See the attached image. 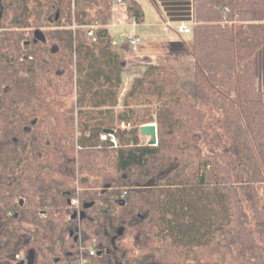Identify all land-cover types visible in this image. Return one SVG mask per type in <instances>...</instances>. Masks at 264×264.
Returning a JSON list of instances; mask_svg holds the SVG:
<instances>
[{
	"label": "trees",
	"instance_id": "obj_1",
	"mask_svg": "<svg viewBox=\"0 0 264 264\" xmlns=\"http://www.w3.org/2000/svg\"><path fill=\"white\" fill-rule=\"evenodd\" d=\"M159 1L170 21L192 22L186 54L146 65L120 104L126 65L108 28L114 0H0L29 30L0 25V144L13 136L0 156V208L9 213L0 264H19L21 251H34L36 264H78L91 249L89 264H264V0ZM126 9L145 20L138 0ZM51 10L53 26L42 29ZM94 25L92 37L81 29ZM46 56L52 71L43 77L36 68ZM59 65L75 84L63 96L76 103L60 101ZM34 113V132L55 119L58 150L42 147L41 158L29 136ZM149 123L155 146L141 142ZM87 197L80 216L71 201ZM112 227L123 230L113 245ZM141 234L140 247L122 240Z\"/></svg>",
	"mask_w": 264,
	"mask_h": 264
},
{
	"label": "rangeland",
	"instance_id": "obj_2",
	"mask_svg": "<svg viewBox=\"0 0 264 264\" xmlns=\"http://www.w3.org/2000/svg\"><path fill=\"white\" fill-rule=\"evenodd\" d=\"M115 1V0H114ZM126 1V0H125ZM142 5L145 7L144 8V11H146V15H145V22L146 23H150V20H152L154 18V16H156L157 13L155 12H152L149 10L150 6H155V3L153 0H139ZM140 3V4H141ZM158 4V2H157ZM113 5H114V2H113ZM115 6V5H114ZM113 6V7H114ZM120 5H116L115 7H119ZM159 7V5H158ZM121 9H124L125 7L121 6L119 7ZM153 8V7H152ZM53 12L54 10H51V11H47L45 13V15L43 16L42 18V21H43V24L45 25L44 28L42 29H45L46 27L47 28H51V26H53ZM18 13L17 10H15L14 8H11V9H5V10H2L0 11V25L1 26H4V27H12L13 29H20V30H25V32L27 33L26 36H28V32L29 30L26 31V29L24 27H22L21 24L17 23L14 21V17H15V14ZM55 13V12H54ZM116 16H117V13H115ZM160 17L161 19L164 21V23H167L168 22V19L161 13L160 11ZM122 17V16H121ZM159 17V18H160ZM123 18L125 19V24L122 25L121 27L119 28H113L112 32L114 33V36L116 38V40L118 41V43L123 47H125V45H128L129 44V38L128 37H121V33H125V36H128L129 34H131L133 32V29L132 27L129 25L130 23V20L128 18V16L125 14L123 16ZM166 18V19H165ZM97 28L96 25L90 27V26H86V27H82L81 29L82 30H86V31H91V33L94 32V30ZM36 29H34L35 31ZM157 31L154 32L152 29H151V26L148 27V29L145 27V30L144 29H140L138 30V34H139V37H140V41L141 42H144L146 40L150 41L151 39H158L160 38L161 40L165 41L167 39H164L167 37V35H170V32H169V27L166 25H161L159 27H157L156 29ZM172 32V30H170ZM155 33V34H154ZM89 36L92 37V34L90 35L89 33ZM43 36L40 34V39L39 37H36L37 40H41ZM184 39L186 40H189L191 38L190 35H183ZM33 38V37H32ZM38 42V41H37ZM164 43V42H163ZM37 44V43H36ZM46 45L47 47L50 49V51L53 49L55 51L58 50L57 46L55 44H50L49 41L46 42ZM141 44H138L136 46V48H140ZM113 49L116 50L117 52H121L117 47H115L113 45ZM124 49V48H123ZM133 48L131 47V49L129 48L128 50H132ZM133 51V50H132ZM124 57V55H123ZM159 58V57H158ZM157 58V59H158ZM156 59V61H157ZM155 63V62H154ZM148 59H145V60H136V61H129L128 64H126V73L124 75V84L121 88V93H120V96H119V101H120V104L122 102V98L125 94V91L129 88L130 84H131V81H132V78L135 76L136 73L140 72L141 70H143V68L148 65ZM36 71L38 72L39 75L43 76V77H47V76H50V73L52 71V61L50 59V56H46L44 57L39 66L36 68ZM56 74H58V78L57 80L59 81L58 83L60 84V92L62 93V99L60 100L61 102H66V103H71L73 102V97L71 98H67V97H64L66 95L67 92H69V90L71 88H75V84H74V80H72L70 78V72L65 68L63 67L62 65H59L58 68H56ZM21 75H26L25 73H21ZM258 76H259V84H260V88L263 92V95H264V49H262L260 52H259V55H258ZM2 88H5V89H10V86L7 85L6 83H2L1 85ZM64 95V96H63ZM76 98L74 97V102L73 103H76ZM75 105V104H74ZM121 109V106H118L117 110H120ZM34 111L32 110H23V113L26 114V115H31L33 114ZM66 113H71L70 109H67ZM35 115V118L33 119L34 120V123L29 126V131H31V133L29 134V136L31 138H36L35 141H36V150H35V155L39 158L42 157V154H43V151L41 150L42 147H48L50 150H53V151H57L58 150V146L54 143H52L49 139V132L51 131V129L54 127L55 125V119H54V116H48L47 117V122L46 123H43L41 127L43 128H39L40 131L39 132H34L32 131V129L34 130V125L38 124V121L41 119L40 116H38L36 113H34ZM9 118H12L11 115L9 116ZM75 118L77 120V115H76V112H75ZM122 127L123 128H127L128 125L127 124H122ZM33 133L35 134L33 136ZM40 135L41 136V139L39 140V138L36 137V135ZM105 136V138L103 137ZM13 136H9V139L7 142L5 143H1L0 144V154L4 151L7 150V144L12 140ZM101 138L103 140H106L108 137L106 135H102ZM148 137L147 136H144L143 134L141 135V142L144 143V144H148ZM110 140L112 141V143L114 144V146L116 147L117 146V140L114 136H110ZM1 156V155H0ZM0 160H1V157H0ZM72 162L73 160L71 158H67L65 155L62 154V162H61V169L66 173V174H71L73 172V167H72ZM86 201V206L87 205H90L92 204L91 201H93L91 198L87 197L86 199L83 200V202ZM82 202H80L77 198L75 199L74 201V205L79 208V207H83V204L81 205ZM91 206V205H90ZM87 209V207H86ZM26 226L30 227V225L28 224H25ZM122 234H123V230L121 233L118 234V237L116 238H119V237H122ZM113 235H116V231H113ZM148 239V236L145 235V234H141L140 236L138 235H135V236H123L122 240L123 242H128L131 246L133 247H140L142 246L146 240Z\"/></svg>",
	"mask_w": 264,
	"mask_h": 264
},
{
	"label": "crops",
	"instance_id": "obj_3",
	"mask_svg": "<svg viewBox=\"0 0 264 264\" xmlns=\"http://www.w3.org/2000/svg\"><path fill=\"white\" fill-rule=\"evenodd\" d=\"M157 2H158V4H157ZM154 3H155V6H150L149 10L152 12H155L157 14H156V16H154V18L152 20H150V23H146L145 20L142 23H136L129 16L128 11H127L125 6H124L125 7L124 9L119 8V7H121V5L119 7H115V6L113 7L112 18H111V21L108 25V28H109L110 34L113 38V45L115 47H117L121 51L120 53H122L124 55L123 61H124L125 65L128 64L129 61L148 59V63H154V62H156V59L160 56H174V55L186 54V41L187 40L184 39L183 35H189V34H180V33L176 32L174 28L169 27L168 25L167 26L169 27L170 30H172V32L169 30L170 35H167V37L164 38L167 40L163 41L160 38H158V39H151L150 41H148V40H146L144 42L140 41L141 39H140L139 34H138L139 28L145 30V27L148 29V27L151 26V29L154 32H156L157 27L167 24V23H164V21L161 19L160 11L168 20L169 19L172 20L168 16L166 11L164 10L163 6L160 4L159 0L154 1ZM141 5H142V3H141ZM158 5H159V7H158ZM142 7H143V9L145 8L143 5H142ZM144 12H146V11H144ZM115 13H117V16ZM125 14L128 16V18L130 20L129 25L132 27L133 32L131 34H129L128 36H125V33H121V37H123V38L128 37L129 38L130 35L136 36L139 40L138 44H141L140 48H138V47L136 48V47L131 46L130 39H129V44L125 45V47H123L124 48L123 49L122 46L116 40L114 33L112 32L113 28H119L125 24V21H124L125 19L123 18V16ZM145 15H146V13H145ZM183 22L188 23V25L191 27V21L190 20H183ZM131 47L133 48L132 49L133 51L128 50L129 48L131 49Z\"/></svg>",
	"mask_w": 264,
	"mask_h": 264
},
{
	"label": "flooded vegetation",
	"instance_id": "obj_4",
	"mask_svg": "<svg viewBox=\"0 0 264 264\" xmlns=\"http://www.w3.org/2000/svg\"><path fill=\"white\" fill-rule=\"evenodd\" d=\"M23 201L24 200L21 199V205H23V203H24ZM71 202L74 203V201H71ZM86 204H87L86 201H84L83 202V207H82V209L79 212L80 216H82L84 214V211L86 210ZM90 205H92V204H90ZM8 214L9 213H6L3 209L0 208V235H2L4 233V231L6 230L5 219L7 218ZM113 231H116V235H113ZM121 232L122 231L119 230V228L112 227L109 232L105 231V234L108 236V238L111 241V244L113 245L116 237H118V234L121 233ZM15 257L19 261V264H28V262H31V264H36V254L34 253V251H28V252L21 251V252H18L15 255Z\"/></svg>",
	"mask_w": 264,
	"mask_h": 264
},
{
	"label": "built area",
	"instance_id": "obj_5",
	"mask_svg": "<svg viewBox=\"0 0 264 264\" xmlns=\"http://www.w3.org/2000/svg\"><path fill=\"white\" fill-rule=\"evenodd\" d=\"M114 5H121V6H125L126 7V1L125 0H115L114 1ZM113 5V6H114ZM167 25L169 27H172L175 29L176 32L180 33V34H190L191 32V27L188 25V23L180 21V22H172L169 21L167 22ZM192 25V22H191ZM92 33H90L91 35ZM130 39V44L133 47H136L138 45V38L134 35H130L129 36ZM105 138V136H103ZM96 254V250L95 249H91L89 252V255L86 257H83L78 264H89L91 261V258Z\"/></svg>",
	"mask_w": 264,
	"mask_h": 264
},
{
	"label": "water",
	"instance_id": "obj_6",
	"mask_svg": "<svg viewBox=\"0 0 264 264\" xmlns=\"http://www.w3.org/2000/svg\"><path fill=\"white\" fill-rule=\"evenodd\" d=\"M153 1H156V0H153ZM41 34V32H37L35 34V40H37L36 37H39L38 34ZM140 131L141 133L144 135V136H147L149 139H148V145L150 146H155L158 144V137H157V125L154 124V123H149V124H145V125H142L140 127ZM109 133H113V131H107ZM90 205H87L86 207H88ZM28 264H31V262H28Z\"/></svg>",
	"mask_w": 264,
	"mask_h": 264
}]
</instances>
